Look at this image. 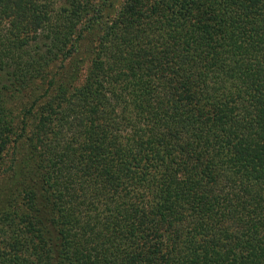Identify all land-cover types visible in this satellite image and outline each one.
<instances>
[{
  "label": "trees",
  "instance_id": "1",
  "mask_svg": "<svg viewBox=\"0 0 264 264\" xmlns=\"http://www.w3.org/2000/svg\"><path fill=\"white\" fill-rule=\"evenodd\" d=\"M0 264H264V0H0Z\"/></svg>",
  "mask_w": 264,
  "mask_h": 264
}]
</instances>
